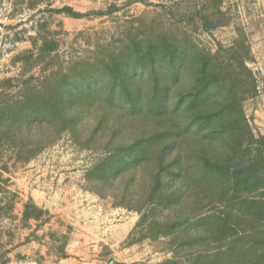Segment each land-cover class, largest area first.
Masks as SVG:
<instances>
[{
    "label": "rangeland",
    "instance_id": "obj_1",
    "mask_svg": "<svg viewBox=\"0 0 264 264\" xmlns=\"http://www.w3.org/2000/svg\"><path fill=\"white\" fill-rule=\"evenodd\" d=\"M252 135L264 0H0V264H264Z\"/></svg>",
    "mask_w": 264,
    "mask_h": 264
},
{
    "label": "trees",
    "instance_id": "obj_2",
    "mask_svg": "<svg viewBox=\"0 0 264 264\" xmlns=\"http://www.w3.org/2000/svg\"><path fill=\"white\" fill-rule=\"evenodd\" d=\"M69 14H71L72 16H76V17H78V16H80L79 15V13H73L72 11L71 12H69ZM175 58V57H174ZM212 59H214L213 60V66H214V69H216V74H213V73H211V74H209L208 76V79H206V81L204 82V84H203V90L200 92V94L202 93L203 95L205 94V96H207L208 97V94L211 92V88H221V87H223L224 86V84L226 83V81L227 80H229V79H231L232 78V73L230 72V71H232L231 70V67L233 68V66L232 65H229L228 63L229 62H227L226 60H224V59H222V58H217V57H213ZM172 60H174V59H172ZM187 60H188V56H185V55H183V58L181 59V61H183L184 62V67H185V61L187 62ZM242 67H244L246 70H248V74L249 75H252V79H253V82H252V92H255V90H256V87H255V83H254V77H253V74H252V72L247 68V66L245 65V61H242ZM227 67L228 68H230V71L227 73ZM251 77V76H250ZM91 77L90 76H86L83 80V84H81V86L79 87L80 88V90L81 91H86V90H89V89H91V88H93L92 86H93V80L92 79H90ZM83 93V92H82ZM134 98V97H133ZM133 98H131V105H134L135 104V102L136 101H134V99ZM43 112V114H48L49 112L48 111H42ZM35 113H30L28 116H32V115H34ZM50 114V113H49ZM18 116L19 117H25V119H26V116L25 115H22L21 113L20 114H18ZM223 115L221 114H219V116H217L218 118H220V117H222ZM23 117V118H24ZM238 119V118H237ZM237 119H235L236 121H237ZM234 120V119H233ZM251 138H252V140H257L256 141V143H259V144H261V145H263L264 144V137L262 136V137H260L259 139H256L255 137H254V135H252L251 136ZM249 145H252V143L251 142H249ZM262 150L264 151V149L262 148Z\"/></svg>",
    "mask_w": 264,
    "mask_h": 264
}]
</instances>
